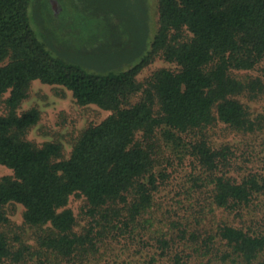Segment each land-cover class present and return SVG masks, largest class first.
Returning <instances> with one entry per match:
<instances>
[{
    "label": "trees",
    "instance_id": "16d2710c",
    "mask_svg": "<svg viewBox=\"0 0 264 264\" xmlns=\"http://www.w3.org/2000/svg\"><path fill=\"white\" fill-rule=\"evenodd\" d=\"M30 2L0 0V166L13 173L0 180V225H10L7 207L20 204L36 242L0 229V264H73L94 257L97 241L141 235L159 180L167 178L155 172L161 147L180 162L191 161L195 185L211 188L219 210L238 212L264 196V175L236 181L231 174L243 160L229 145L214 147L207 133L219 124L241 134L264 130V116L254 118L241 101L264 94V78L247 74L264 63V0H158L159 26L148 54L147 43L134 52L123 41L120 50L105 49L99 37L78 47L84 61L51 52L31 26ZM42 6L35 2L37 10ZM112 50L130 55L121 62L139 61L124 71L95 70L98 54ZM159 56L177 69L139 81ZM35 81L64 87L79 105L111 113L83 132L67 160L60 143L39 148L25 138L40 120L37 109L19 113ZM74 195L85 198L94 220L84 234L75 231L76 217L67 208ZM179 237L195 250L202 240L188 229ZM174 242L159 240L161 250ZM201 243L202 258L212 253L218 264H264V227L223 225ZM182 259L175 256L174 263Z\"/></svg>",
    "mask_w": 264,
    "mask_h": 264
},
{
    "label": "rangeland",
    "instance_id": "374dc122",
    "mask_svg": "<svg viewBox=\"0 0 264 264\" xmlns=\"http://www.w3.org/2000/svg\"><path fill=\"white\" fill-rule=\"evenodd\" d=\"M35 2L43 5L41 11L35 8ZM29 18L33 30L53 54L62 52L68 61H84L78 47L80 44L90 46L99 37L100 46L105 49L120 50L123 41L134 52L141 49V42L144 45L147 43L144 52L148 54L159 26V6L158 0H31ZM133 35L135 42H130ZM127 51L130 52L129 49ZM111 52L105 56L98 54L96 62L91 63L98 67L95 70L107 65L108 69L124 71L139 61L121 62L130 55L119 56V52L113 51L116 56L112 57ZM114 60L115 63H105ZM160 69L176 70L177 66L168 63L162 56L156 57L143 68L138 80L145 82ZM247 74L264 78V63ZM138 100L139 97L133 101ZM241 101L254 118L264 116V94L255 101L247 98ZM31 109L40 112V120L27 132L26 140L39 148L49 142L60 143L64 160L70 158L85 130L103 122L111 114L94 105L81 106L66 88L39 81L31 84L19 113ZM3 113L5 107L1 105L0 114ZM207 133L214 147L229 145L237 151L239 161L243 160L231 174L236 181H241L250 173L264 175V130L254 135L241 134L219 124ZM169 150L161 147L159 151L155 172L157 176L164 173L167 178L162 183L159 180L160 187L154 197L151 215L146 217L149 223L146 228L138 230L141 235L132 239L126 233L114 241H97L100 251L94 257L79 259L73 264H175V256H182V264H218L212 253L202 258L206 253V247L204 249L201 243L203 239L209 235L215 236L217 229L223 225L264 227V196L256 198L249 207L238 212L219 210L212 205L211 188L206 190L195 185L191 161L180 162ZM12 175V171L0 166V180ZM67 208L76 217L75 231L84 234L94 221L88 214L85 198L72 196ZM24 212L20 204L9 205L7 214L10 225H0V229L12 239L15 235H21L25 243L34 245L35 232L24 226ZM180 229L201 233L202 240L196 250L194 247L190 249L179 237ZM161 239H174L176 242L171 250L163 252L159 243Z\"/></svg>",
    "mask_w": 264,
    "mask_h": 264
},
{
    "label": "water",
    "instance_id": "95a60500",
    "mask_svg": "<svg viewBox=\"0 0 264 264\" xmlns=\"http://www.w3.org/2000/svg\"><path fill=\"white\" fill-rule=\"evenodd\" d=\"M52 5H53V10H54L55 13H56L57 10H56L55 4L53 3Z\"/></svg>",
    "mask_w": 264,
    "mask_h": 264
}]
</instances>
